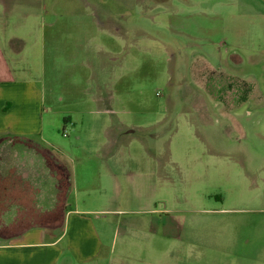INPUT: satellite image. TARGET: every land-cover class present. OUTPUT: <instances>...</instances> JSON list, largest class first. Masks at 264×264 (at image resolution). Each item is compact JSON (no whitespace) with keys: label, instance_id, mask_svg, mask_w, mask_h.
Segmentation results:
<instances>
[{"label":"rangeland","instance_id":"1","mask_svg":"<svg viewBox=\"0 0 264 264\" xmlns=\"http://www.w3.org/2000/svg\"><path fill=\"white\" fill-rule=\"evenodd\" d=\"M3 2L49 143L0 145V232L60 223L67 170L65 204L103 210L117 264H264V1Z\"/></svg>","mask_w":264,"mask_h":264},{"label":"crops","instance_id":"2","mask_svg":"<svg viewBox=\"0 0 264 264\" xmlns=\"http://www.w3.org/2000/svg\"><path fill=\"white\" fill-rule=\"evenodd\" d=\"M3 4V0H0V8ZM32 15L35 20L39 14L33 11ZM256 16L264 19V11L256 12ZM31 48L34 55L35 45L29 46L22 37H10L4 33L3 39L0 38V145L7 146L8 140L12 138L28 143L30 138H22L21 134L38 135L40 140L49 143L47 138L42 136L41 118L39 117V123H36L29 115L26 93L33 89L39 94L34 80L26 74L14 72L9 63L10 56L19 58ZM206 64L208 62L204 61L202 66ZM201 72L202 69L198 68L194 77L200 84L202 79L197 76H200ZM24 86L27 87L26 93L23 91ZM66 120L70 121L68 117ZM29 150L33 153L41 152L34 147ZM65 172L66 185L61 201L63 212L60 223H29L17 233L0 232V264H117V260L115 263L111 256L114 234L108 231L105 223L90 216L102 213L103 210H79L65 204V196L68 194L67 170ZM25 177L35 182L40 173H35L31 168ZM103 177L105 180L107 177V183L105 180L102 182L104 188H112L115 184V174L111 172ZM122 260L123 251H120V261Z\"/></svg>","mask_w":264,"mask_h":264},{"label":"trees","instance_id":"3","mask_svg":"<svg viewBox=\"0 0 264 264\" xmlns=\"http://www.w3.org/2000/svg\"><path fill=\"white\" fill-rule=\"evenodd\" d=\"M66 120V118H64V121Z\"/></svg>","mask_w":264,"mask_h":264}]
</instances>
